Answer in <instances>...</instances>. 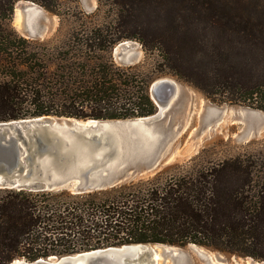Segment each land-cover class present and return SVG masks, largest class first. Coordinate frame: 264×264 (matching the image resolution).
Listing matches in <instances>:
<instances>
[{
	"label": "trees",
	"instance_id": "trees-1",
	"mask_svg": "<svg viewBox=\"0 0 264 264\" xmlns=\"http://www.w3.org/2000/svg\"><path fill=\"white\" fill-rule=\"evenodd\" d=\"M20 1L0 0V123L152 116L151 85L168 75L209 99L264 111V0H99L111 25L44 41L11 27ZM28 1L58 14L59 0ZM128 40L157 66H120L114 51ZM234 163L81 193L0 188V264L139 243L264 262V173Z\"/></svg>",
	"mask_w": 264,
	"mask_h": 264
},
{
	"label": "water",
	"instance_id": "water-1",
	"mask_svg": "<svg viewBox=\"0 0 264 264\" xmlns=\"http://www.w3.org/2000/svg\"><path fill=\"white\" fill-rule=\"evenodd\" d=\"M27 33L31 37L41 35L34 27ZM137 46L142 47L125 41L116 47L115 57L122 63H139ZM178 85L169 78L153 82L150 95L157 112L148 117L79 120L43 116L0 123V188L81 193L154 174L142 172L153 170L163 159L167 139L162 132L163 120L178 98ZM181 248L126 244L33 262L19 259L12 264H185L186 254ZM198 253L210 262L204 253Z\"/></svg>",
	"mask_w": 264,
	"mask_h": 264
},
{
	"label": "rangeland",
	"instance_id": "rangeland-1",
	"mask_svg": "<svg viewBox=\"0 0 264 264\" xmlns=\"http://www.w3.org/2000/svg\"><path fill=\"white\" fill-rule=\"evenodd\" d=\"M99 8V0H59V11L55 14L35 2L24 0L15 6L11 27L27 39L50 40L84 25H111L113 13L109 6ZM30 27L39 30L41 35H28ZM137 48L139 63H122L114 54L115 61L120 66L143 64L148 70L155 68L158 57L147 55L142 47ZM162 78L176 81L180 91L163 120L162 132L167 138L166 142L161 141L165 144L163 159L156 168L142 173H214V168L227 162L242 164L247 173H264L263 110L231 104L221 98L209 99L175 76L159 79ZM181 249L186 254L185 264H264L193 244ZM198 251L210 262L207 263Z\"/></svg>",
	"mask_w": 264,
	"mask_h": 264
}]
</instances>
